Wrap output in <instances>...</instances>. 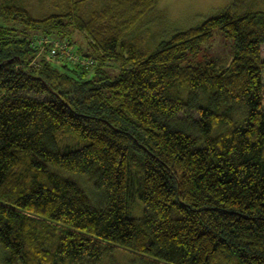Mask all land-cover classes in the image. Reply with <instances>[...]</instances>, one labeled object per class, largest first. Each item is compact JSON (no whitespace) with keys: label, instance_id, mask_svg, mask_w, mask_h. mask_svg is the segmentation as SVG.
Segmentation results:
<instances>
[{"label":"trees","instance_id":"1","mask_svg":"<svg viewBox=\"0 0 264 264\" xmlns=\"http://www.w3.org/2000/svg\"><path fill=\"white\" fill-rule=\"evenodd\" d=\"M157 1L0 0L3 264H264V0L150 49Z\"/></svg>","mask_w":264,"mask_h":264},{"label":"rangeland","instance_id":"2","mask_svg":"<svg viewBox=\"0 0 264 264\" xmlns=\"http://www.w3.org/2000/svg\"><path fill=\"white\" fill-rule=\"evenodd\" d=\"M233 1L234 0H158L155 8L139 22L131 31L130 36L147 33L148 40L146 46L150 49H154L161 41L170 39L178 31L196 26L206 18L226 8ZM41 10L43 11L45 9H36V11ZM75 39L78 45L89 46L88 39L82 32H76ZM262 55L264 59V44L262 45ZM232 57L231 39L217 32L212 39L203 45L199 57L193 59L194 57L189 56V61L204 63L217 60L219 65H225ZM54 63L59 68L62 67L61 61L54 60ZM139 205L140 202L136 208L138 214L140 213ZM6 256L7 250L0 244V264L4 263ZM118 257L124 262L131 256L124 251L118 253Z\"/></svg>","mask_w":264,"mask_h":264},{"label":"built area","instance_id":"3","mask_svg":"<svg viewBox=\"0 0 264 264\" xmlns=\"http://www.w3.org/2000/svg\"><path fill=\"white\" fill-rule=\"evenodd\" d=\"M40 43H44V44H51V42H53L52 40H50L47 37H41V39H39ZM51 53L56 55V54H65V55H69L70 58H73L75 61L79 60V57L76 56V53L73 49L72 46H70L68 44V42L66 41H55L52 46H51Z\"/></svg>","mask_w":264,"mask_h":264}]
</instances>
